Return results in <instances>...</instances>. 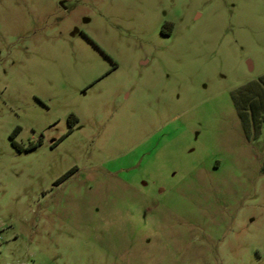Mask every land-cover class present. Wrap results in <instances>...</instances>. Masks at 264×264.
Wrapping results in <instances>:
<instances>
[{
	"label": "rangeland",
	"instance_id": "374dc122",
	"mask_svg": "<svg viewBox=\"0 0 264 264\" xmlns=\"http://www.w3.org/2000/svg\"><path fill=\"white\" fill-rule=\"evenodd\" d=\"M0 264H264V0H0Z\"/></svg>",
	"mask_w": 264,
	"mask_h": 264
},
{
	"label": "trees",
	"instance_id": "16d2710c",
	"mask_svg": "<svg viewBox=\"0 0 264 264\" xmlns=\"http://www.w3.org/2000/svg\"><path fill=\"white\" fill-rule=\"evenodd\" d=\"M167 24H169V26H172L171 23H167ZM167 24L164 26L162 32H163V34H165V35H170V34L172 33V30H170L169 32H166V31H165V28H166ZM70 121H71L72 125L75 124V122L77 121L76 116H75V115H71V117H70ZM17 132H18V130L16 131V133H17ZM16 133H15V134H16ZM70 174H71V173L67 174L66 177L69 176Z\"/></svg>",
	"mask_w": 264,
	"mask_h": 264
}]
</instances>
